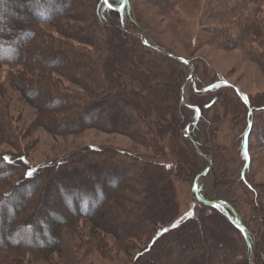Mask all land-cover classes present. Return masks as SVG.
Wrapping results in <instances>:
<instances>
[{
    "label": "trees",
    "instance_id": "trees-1",
    "mask_svg": "<svg viewBox=\"0 0 264 264\" xmlns=\"http://www.w3.org/2000/svg\"><path fill=\"white\" fill-rule=\"evenodd\" d=\"M111 1L27 0V10L21 17H7L5 20L2 15L4 8L0 6V54L12 56L0 58V64L7 63L13 67L9 73L10 79H14L11 84L38 109L39 115L34 124L38 123L54 134H74L87 128H97L139 139L140 144L152 147L156 151L159 142L165 140V133L172 126L181 125L184 128L185 124L191 123V141L187 137H182L191 145L190 151L180 146L179 156L174 158L178 163L182 161L186 176L190 177L192 174V180L208 166L204 155L211 159L209 169L213 175H207V178L211 176V181L208 183V179L205 178L204 182H201L199 192L202 200L195 201L199 205V210L194 215H188L185 221L174 225L177 213L171 220L167 219L166 213L178 204L176 197L173 199L174 204L171 203L170 196L168 206L157 205L162 197L157 194L159 187L156 181L163 180L165 185L167 183L172 185L170 176H151L147 168L148 163L128 151L89 146L82 153L77 152L65 159L31 167L22 166L10 158L5 160L4 157L7 155H0V168H3L0 170L2 182L11 174L17 175V171H23V175L16 176L18 179L14 185L10 186L3 196L0 195V209L1 206H5L6 212L12 214L13 227H10L8 235L1 236L3 243L0 247L14 249L1 250L3 254L0 258L10 264L16 254L28 250L35 252L32 254L33 257L39 255L44 259H52L56 254L63 259L60 261L61 264L76 262L74 258L71 260L68 252L71 253V239L83 232L79 225L85 221L90 234L94 233L88 238L91 245L89 247L101 244L102 234H110L119 244L128 239L120 244L125 250L129 245L135 246L137 238L145 241L143 250L135 256L133 264H251V261L253 264H264V202L260 201L264 185L256 186L249 181L247 175L249 162L246 158L250 153V142L247 139L257 132V128L258 131L261 130L257 134L258 140L264 145L262 125H257L256 117L251 115L257 107L252 106L248 95H244L242 91L220 77L210 81L205 78L197 80L196 74L193 73L188 91L189 104H186L188 108L182 112L179 106L181 99L179 89L180 83L188 75L185 65L159 48L153 49L141 43L139 45L141 47L136 50L134 47L136 40L125 28L122 29L120 22L122 12L111 5ZM249 1L257 3L260 0H215L214 4H210L214 11L223 4V10L220 9L215 15L219 16L224 15L226 11H233L234 6ZM144 2L151 5L152 10L160 15L170 17L174 21L179 20L172 17V10L177 4L174 0ZM247 16L251 20L248 17L240 18L235 27L227 26L231 25L228 23L207 24L199 37L226 49L241 47L247 57L263 64L264 53L262 56L255 54L252 50L246 49V44L256 39V26L264 25V18L251 17H255V14ZM129 20L132 29L147 31L140 28L132 16ZM40 21L53 25L60 35L59 38L42 33L37 27ZM261 36L262 34L259 35ZM30 46L31 49L27 52V47ZM118 49L122 54V62L142 65L149 79L157 81L158 87L148 85L147 94L150 98L142 91L133 97L129 95L131 97L129 98L127 94L120 92L122 90L116 88L112 63L116 60ZM56 56L61 57L60 63L48 61ZM134 67L140 74L139 66ZM127 71L132 74V70ZM53 74L66 77L78 87L80 93L59 89L57 87L59 77L55 78L56 75ZM47 75H53L50 76L52 79ZM142 83L145 82L142 80ZM229 89L244 109L242 119L237 123V129L241 124L243 129L240 128L239 136L235 138L230 148L226 146L219 148L212 139V132L207 135L212 124V120L208 118V110L212 102L217 100L216 96L222 92L227 94ZM40 94L45 97L42 102L53 99L60 105L34 102L33 98L39 97ZM146 98L148 105L143 102ZM119 100L123 105L113 113L114 104ZM165 102L172 113L176 108L177 117L184 115L182 120L171 121L168 129L158 120L160 116L164 118L167 109ZM2 104L0 101V128L9 121L5 116L7 107ZM102 109H105L109 116L104 118V124L90 121L89 118L95 115L94 112ZM128 115H132L135 122L128 120L121 127L119 118ZM94 117L99 118L98 114ZM132 127L136 128L135 132L132 131ZM173 130L174 128L171 129L169 142L176 140V127ZM1 133L4 134V131L1 130ZM192 141L196 142L200 154L194 151ZM229 163H236L239 168L237 165L229 168ZM133 168L135 176H128L129 180L119 182V177ZM29 170L32 171V175H25ZM179 172L180 170L177 175ZM108 173L120 176L116 179V176H106ZM107 184L113 189H107L109 187ZM161 186L162 183L160 188ZM23 187L29 190L23 192L24 199L16 197L20 203L17 206L8 205V200ZM96 191L100 194L98 199L94 195ZM49 194L62 197L61 201L67 208L61 218L56 217V203L60 200L55 202L46 200ZM100 199H103L102 204L99 202ZM244 206L249 207L248 212L242 209ZM47 211L55 218L49 224L44 217ZM4 217V211L0 210V219L4 220ZM5 222L7 220L1 222L0 226H4ZM239 226L243 227V231ZM45 230L49 233V241L44 239ZM22 231L39 234L41 239H33L35 246L29 245V242L21 241ZM9 235L13 238L7 240ZM42 239L44 241L39 243ZM156 242H161V246L158 260L154 261L149 257L153 254L152 246ZM176 247H179L181 252ZM179 253L180 256L176 255Z\"/></svg>",
    "mask_w": 264,
    "mask_h": 264
},
{
    "label": "rangeland",
    "instance_id": "rangeland-1",
    "mask_svg": "<svg viewBox=\"0 0 264 264\" xmlns=\"http://www.w3.org/2000/svg\"><path fill=\"white\" fill-rule=\"evenodd\" d=\"M122 1L123 0H112L111 5L116 8H120ZM154 1L161 2L162 0ZM174 1L177 4L172 10V17H177L179 19L178 21H174V19L172 20L170 17H166L165 15L162 16L159 13L153 11L151 5H147L144 0H128V12L124 9L120 10L122 12L120 22L122 29L125 28L128 32H130V36L136 40V42H134L135 49L137 50L138 47H141L139 46L141 43L146 45L141 39V35H143L147 43L156 45L162 52L174 54L175 56L183 58L187 64L181 63L185 65V70L188 72V75L192 72V74H196L197 80L200 78H205L208 81L213 80L216 77H220L226 83L242 91L244 95H248L251 98L252 106L255 108L257 107L256 109L254 108L255 110H253L251 115L256 117V120L258 121L257 125H262L263 133L264 107L262 108V106H264V63H258L250 57H247L241 47L226 49L213 42L211 43L209 40L200 39L199 36L203 30V27H205L207 24L216 25L228 23L231 25L227 26L235 27L240 18H247V15L250 14H255V17L251 16L255 19L257 17L264 18V0H260L257 3L249 1L245 4L236 5L233 7L234 9H232L233 11H226L224 15L219 16L215 15L218 14L217 12H219L220 9L223 10V4L221 7L216 6L217 8L214 11V7L210 3L214 4L215 0ZM26 2L27 0H0V6L4 8V11L2 12L3 19L5 20L7 17L10 18L13 16L21 17V15H23V13H25L27 10ZM130 16L135 19L140 28H145L147 31L144 30L145 32H143L142 29H132V25L129 20ZM3 19L1 21H3ZM248 19L251 20L250 17H248ZM37 27L42 30V33H47L54 38H59L60 36L50 23L41 22L40 24L38 23ZM256 31V39L253 38V42L251 41L250 43L246 44V49L248 48L249 50H252L253 53L259 55L261 54L262 56L264 53V25L256 26ZM260 34H262L261 37H259ZM30 49L31 46L30 48L27 47L26 51L29 52ZM121 56L122 54L118 49V53H116V60L114 63H112V75L115 82L117 83L116 88L122 90L120 92L127 94V96L131 98L135 94H138L139 91H142L143 94L148 95V85H157L158 87L157 81L150 80L149 76L145 74L142 65L134 64L139 66L138 70L141 74L140 75L137 73L138 71L133 64L122 62ZM5 57L12 56L0 54V58ZM59 58L61 57L56 56L55 58L48 61L55 64L60 63ZM12 68L13 67L7 63L0 64V101L3 102L2 105H6L7 107V113L5 112V116L10 121H8V124L4 123L3 128L1 127L2 129L0 128V155H7L8 158L13 159L22 166L31 167L37 164L55 162L59 159H65L67 156H72L77 152L82 153V151L87 150L89 146H99L107 149L111 148L115 150L128 151L131 154L137 156L138 159L146 161V164L148 163L147 168L151 176H170L173 186L171 183H167V185H165L162 182L163 180L155 181L159 187L157 188V194H160V197H162V199L158 200L157 205H160V207L167 205L170 196L172 197L171 203L174 204L173 199L176 197L178 204L175 206V208L170 211L168 210L166 213L167 219L169 220H171V218L177 213L176 218L173 221L174 225H178L180 221H185L188 215H194V213L199 210V205L198 203L196 204L195 201L196 199L202 200L199 192L201 189V182H204V179L207 178L208 174H213H210L211 172L209 169L207 173L203 175L200 173L192 180V174L189 175L190 177L186 176L182 161L180 160L178 163V161L174 158L179 156L178 152L180 150V146H184L186 150L190 151L191 145L186 140L182 139V137H187V139L191 141V123H187V125L185 124L186 127L184 128L181 125L172 126L171 129L174 128V130L176 127V140L174 142L168 141L171 135L170 129L167 133H165V140L159 142V148L156 149V151L152 149V147L150 148L140 144L138 142L139 139L131 138V136L119 132H106L97 128H87L74 134H54L38 123L34 124L35 119L38 118L39 111L32 103L26 100L25 96L17 87L11 84V82L14 81V79H10L9 75V73L12 72ZM127 70H130V72L132 70V74ZM53 75L47 76L48 78H51ZM188 75L180 83L179 89V95L181 98L179 106L181 107L182 112L186 111L188 108L186 104L188 103L189 99L188 91L190 89L191 80L188 79ZM58 77L59 83L57 84V87L59 89H65V91L68 92L73 91L74 93H80L78 87L73 85L70 80L66 79V77L57 75L55 76V78ZM142 80L145 82L144 84L142 83ZM145 85H147V87ZM36 89L38 91V88ZM148 97L150 98L149 95ZM216 97H218L217 100L212 102L210 105L211 107L208 110V118L212 120V124L208 128L210 131H207V135L212 132V139L219 148H221V146L230 148V146L233 145L235 138L239 136L238 133L240 132V128L243 129V124L239 125V128L237 129V123H240L244 109L238 98L235 97L230 89L227 94L222 92ZM44 99L45 97L41 96L40 94L39 97H34L33 101L44 105L46 103L60 105L59 102L57 103L53 99H48L46 102H42ZM143 102L148 105L147 98L146 100L143 99ZM150 102H152V100ZM166 103L167 102H165V104ZM114 105L115 109L113 113L116 112V110L123 104L119 100ZM165 106H167V109L165 111L164 118L162 119L160 116V119L158 120L160 124H164L168 129V124L171 121H174V119L182 120L184 115L182 114L180 117H177L176 108H174L172 113V110L168 109V104ZM259 106L261 109L258 110ZM240 112L242 113L240 114ZM94 113L95 115L98 114L99 118H95V115H93L89 118L90 121L99 122L100 124H104V118L109 117L105 109ZM155 118L156 119H153L156 121L157 114L155 115ZM119 119L121 121V127L128 120H130L132 123L135 122L132 115L122 116ZM1 130L4 131V134L1 133ZM134 130L136 131V128L132 127L133 132H135ZM256 131L257 132L247 139V141L250 142V153L246 156L247 161L249 162V168H247V163L246 168L248 169L247 175L249 181L258 186L264 185V145L260 143L257 136L261 130L258 131L257 128ZM192 142L194 145V151L197 154H200V149L196 150L195 148L196 142ZM21 157L24 159L21 160ZM204 158L209 165V157L204 155ZM236 165V163H229L228 166L231 168V166L234 167ZM177 166H179V168ZM237 167L239 168L238 165ZM1 169L3 168H0V170ZM178 169L180 172L177 175L179 171ZM217 171L219 172V170ZM17 172V175L11 174L10 177L6 178L4 182L0 180L1 196H3V193L6 192V190H9L10 186L14 185V182L18 179L16 176L18 177L23 175L22 170ZM125 174L120 176L118 174L112 175L108 173L106 176H116V179H118L117 176H120L118 180L119 182H123L129 180L128 176H135L134 168L128 170L127 172L125 171ZM101 175L104 176L102 173ZM164 179L166 180V177ZM207 179L208 183H210L211 176H208ZM106 180L110 181L108 178H106ZM160 183H162L161 188ZM108 186L109 187L107 189H113L112 186ZM194 189L197 190V193ZM28 191V188L25 190V187H23L20 191L14 193L13 198L8 200V205L17 206L20 203V200L16 197L24 199L23 192L26 193ZM260 194H262L260 196V201L264 202V193ZM94 195L97 196V199L100 197V194H98L97 191L94 193ZM61 199L62 197L60 195L55 197L52 194H49L46 197V200L53 202L60 200V202L56 203V217L58 216V218H61L64 215L67 208ZM102 200L103 199H100L99 202L101 203ZM82 202H84V199H82ZM6 209L7 208H5V206H1L0 209L5 213V219H3L7 220V222L4 223V226H0V245L3 243L1 236L8 235L9 230L13 228L11 227L12 214L10 212H6ZM242 209L248 212L249 207L244 206ZM44 215L47 224L52 223V220L55 219L51 216L49 211L45 212ZM4 220L0 219V223L4 222ZM172 224L173 223H171V225ZM79 228L83 232L73 236L70 245L71 253L68 252L71 260L72 258L76 260V262L71 261V264H133L135 261V256H137V254L143 250L144 245L146 244L145 241L137 238L135 246L129 245L125 250L123 247H120V244L126 242L125 240L128 239H125L119 244L110 234H102L101 237L103 242L99 245L94 244L95 246L92 245V247H89L91 245L88 242V238L94 233L90 234L89 226L85 221H82V224L79 225ZM44 234L45 241H49L50 236L48 237V231L45 230ZM21 235V238H23L21 241H24L25 243L29 242V245L33 246H35L33 239H41L40 235L34 234V232L22 231ZM82 236H84L83 241L81 239ZM8 237L9 238L7 240L13 238L11 235ZM44 239L39 241V243L43 242ZM64 241L66 243L65 238ZM160 246L161 242H156L152 246L153 254H151L149 257L151 260H158L157 257L159 256ZM4 247H0V251L7 249L14 250ZM66 247L68 248V245ZM182 248L185 249V247ZM18 249L19 248H17V250ZM176 249L181 252L179 247H176ZM1 252L0 256L3 254ZM33 253L35 252L23 250L14 256V261H12L10 264H61L60 261L63 260L56 254H54L52 259H44L39 255L33 257ZM180 254L181 253L176 255L180 256ZM0 264L7 263L2 258H0ZM251 264H253L252 261Z\"/></svg>",
    "mask_w": 264,
    "mask_h": 264
},
{
    "label": "water",
    "instance_id": "water-1",
    "mask_svg": "<svg viewBox=\"0 0 264 264\" xmlns=\"http://www.w3.org/2000/svg\"><path fill=\"white\" fill-rule=\"evenodd\" d=\"M123 9L126 10V11L128 12V0H123V1H122L119 10H123ZM141 39H142V42L145 43L147 46H149V47H151V48H153V49H158V47H157L156 45H152V44L147 43L146 40L144 39V36H143V35H141ZM168 54H169V53H168ZM169 55H170L172 58H175L176 60H178L179 62H182V63H184V64H187V62H186L183 58L178 57V56H175L174 54H169ZM191 75H192V72L189 73V75H188V79H190ZM188 135H189V134H188ZM195 148H196V150L198 149L196 143H195ZM197 152H199V151H197ZM208 157H209V156H208ZM208 160H209V165H208V167H207V168L201 173V175L207 173V171H208L209 168H210V165H211L210 157L208 158ZM194 190H195V192L197 193V190H196V189H194ZM239 227H240V229L243 231V227H242V226H239Z\"/></svg>",
    "mask_w": 264,
    "mask_h": 264
},
{
    "label": "snow or ice",
    "instance_id": "snow-or-ice-1",
    "mask_svg": "<svg viewBox=\"0 0 264 264\" xmlns=\"http://www.w3.org/2000/svg\"><path fill=\"white\" fill-rule=\"evenodd\" d=\"M4 159H5V160H7V159H8V157H4ZM20 159H21V160H23L24 158H23V157H21ZM25 175H27V176H31V175H32V171H31V170H29L28 172H26V173H25Z\"/></svg>",
    "mask_w": 264,
    "mask_h": 264
}]
</instances>
